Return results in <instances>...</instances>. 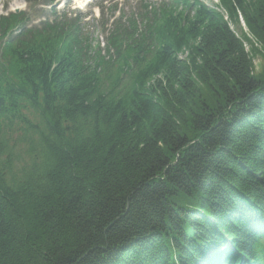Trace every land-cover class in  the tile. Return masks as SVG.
Returning a JSON list of instances; mask_svg holds the SVG:
<instances>
[{"label":"trees","instance_id":"16d2710c","mask_svg":"<svg viewBox=\"0 0 264 264\" xmlns=\"http://www.w3.org/2000/svg\"><path fill=\"white\" fill-rule=\"evenodd\" d=\"M123 17L0 16V264H264V0Z\"/></svg>","mask_w":264,"mask_h":264},{"label":"rangeland","instance_id":"374dc122","mask_svg":"<svg viewBox=\"0 0 264 264\" xmlns=\"http://www.w3.org/2000/svg\"><path fill=\"white\" fill-rule=\"evenodd\" d=\"M161 1L166 0H93L88 6L83 8V13L81 12L82 16H86L84 19L86 22L84 31L88 33L89 38L93 39V46L100 45L102 47L105 43V35L107 34L108 30L106 31L107 28L106 26L102 25L101 20H108V27H110L112 21L111 16L113 15L111 12L112 4L118 2L115 16H118L119 12H121L122 15H124L123 22H126L127 17L130 18L133 14L139 11L138 9H143L140 4L143 5L153 3L156 5V3H160ZM217 1L218 0H206V3L213 7L216 5ZM37 2H40L43 5L34 6V4ZM47 2L48 0H32L29 2L27 0H0V15L7 14L10 11L26 10L30 12V18L32 20L36 19L35 23H37L40 16L45 19L49 15V7L47 4H45ZM71 4H73L72 0H56L54 3L57 10L60 11H62L63 8L69 9ZM102 9H105L104 16H100V11ZM232 28L238 35H246L249 39L257 42L252 32L246 27V24L241 16H239V24H235L232 26ZM245 46L249 51L251 50V45L249 43L246 42ZM256 46L262 49L260 45L256 44ZM253 57L254 72H262L264 70V53L259 52Z\"/></svg>","mask_w":264,"mask_h":264}]
</instances>
